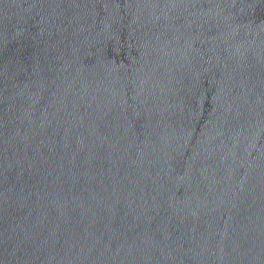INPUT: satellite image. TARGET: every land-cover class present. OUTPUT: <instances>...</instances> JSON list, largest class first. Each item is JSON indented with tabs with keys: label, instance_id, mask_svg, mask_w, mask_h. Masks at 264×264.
<instances>
[{
	"label": "water",
	"instance_id": "95a60500",
	"mask_svg": "<svg viewBox=\"0 0 264 264\" xmlns=\"http://www.w3.org/2000/svg\"><path fill=\"white\" fill-rule=\"evenodd\" d=\"M0 264H264V0H0Z\"/></svg>",
	"mask_w": 264,
	"mask_h": 264
}]
</instances>
